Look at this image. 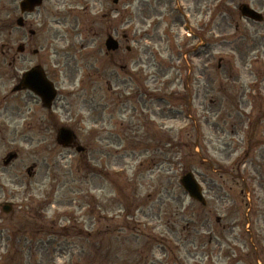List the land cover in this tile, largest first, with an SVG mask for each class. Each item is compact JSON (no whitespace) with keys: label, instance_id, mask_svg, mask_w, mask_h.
Segmentation results:
<instances>
[{"label":"rangeland","instance_id":"1","mask_svg":"<svg viewBox=\"0 0 264 264\" xmlns=\"http://www.w3.org/2000/svg\"><path fill=\"white\" fill-rule=\"evenodd\" d=\"M57 2L26 17L30 37L0 0V264H64L100 242L119 264L127 248L140 264H264V22L238 10L264 0ZM35 64L50 109L13 92ZM61 126L85 152L57 145ZM188 171L205 205L180 186Z\"/></svg>","mask_w":264,"mask_h":264},{"label":"water","instance_id":"2","mask_svg":"<svg viewBox=\"0 0 264 264\" xmlns=\"http://www.w3.org/2000/svg\"><path fill=\"white\" fill-rule=\"evenodd\" d=\"M41 2L40 0H24L22 2V11H31V9L35 5H39ZM240 13L243 16L249 17L253 20L259 19L260 14L255 12L253 9H251L248 5H243L240 7ZM22 21L19 19L17 21V25H21ZM106 42V48L108 49H116L117 48V42L112 39V37H108ZM23 46L19 45L17 50L20 52L22 51ZM24 80L21 84L22 87H28L34 92H36L40 98L42 99L43 106L49 107L51 105V102L54 100V97L56 95L55 89L52 86L51 82L44 77L43 71L41 67L35 66L34 69L28 71L24 75ZM19 88V87H17ZM59 133L57 135L56 141L58 143L62 144L63 146H69L70 143L73 142V133L71 130H66L64 128L59 129ZM82 147L78 146L76 148L77 151H80ZM16 157V154L11 153L6 157V160L4 161V164L8 163L10 160ZM181 185L183 189L188 193L190 197L193 199H196L197 201L201 202L202 204H205V198L202 196L201 188L199 184L197 183L196 179L194 178L192 172H188L184 174L181 177ZM8 207L4 206V211H8Z\"/></svg>","mask_w":264,"mask_h":264},{"label":"trees","instance_id":"3","mask_svg":"<svg viewBox=\"0 0 264 264\" xmlns=\"http://www.w3.org/2000/svg\"><path fill=\"white\" fill-rule=\"evenodd\" d=\"M106 246L107 250L105 252H102V246L100 242V245L95 246L93 250L90 251V254L85 256L78 255L76 259L65 262L64 264H119L118 253L120 250L114 248V245H112V243H109ZM129 254H131V252L128 248L125 252L121 253V260L124 264H140L142 257L141 251H138V253L136 254L137 257H139L136 262H133L130 259Z\"/></svg>","mask_w":264,"mask_h":264},{"label":"flooded vegetation","instance_id":"4","mask_svg":"<svg viewBox=\"0 0 264 264\" xmlns=\"http://www.w3.org/2000/svg\"><path fill=\"white\" fill-rule=\"evenodd\" d=\"M20 1L21 0H12V3L13 4H15V9H17V8H19L20 7ZM41 2H42V5L39 7V9L40 8H42V6H44V5H48V4H57L58 2H57V0H41ZM259 12H261V11H259ZM32 14H34V22H35V24H36V21H37V11L36 10H34V11H32L30 14H28V15H32ZM261 14H263L262 16H261V18L258 20V21H256V22H258V23H261V22H264V13L263 12H261ZM25 22L23 21V23H24V26L23 27H21V29L23 28H26V25H27V22H26V16H25ZM255 22V23H256ZM30 24H32L31 22H30ZM32 26V25H31ZM37 30V29H36ZM119 50V49H118ZM118 50H116V51H118ZM125 50L127 51V52H130L131 51V48L129 47V49H127V47H125ZM14 58V57H13Z\"/></svg>","mask_w":264,"mask_h":264}]
</instances>
